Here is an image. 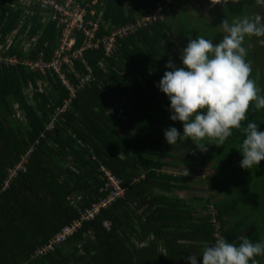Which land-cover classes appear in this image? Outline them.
<instances>
[{
  "label": "trees",
  "instance_id": "obj_1",
  "mask_svg": "<svg viewBox=\"0 0 264 264\" xmlns=\"http://www.w3.org/2000/svg\"><path fill=\"white\" fill-rule=\"evenodd\" d=\"M102 1L100 36L134 23L158 3L164 10L162 19L120 39L103 67L102 49L74 61L78 73L85 76L89 68L94 76L74 99L53 70L26 64L37 62L41 54L51 61L59 47L62 27L52 20L53 13L42 10L38 0L0 4V53L17 60L13 66L0 65V264H186L187 256L215 240L209 206L206 217L194 220L184 203L165 195L178 183L165 166L186 161L175 162L177 147L164 140V130L181 123L169 119V101L156 85L168 70L166 61L181 66L180 50L189 38L200 35L215 43L219 32L195 29L183 21L182 16L191 17L184 12L166 20L172 6L164 0ZM212 1L222 35L225 19L231 23L260 16L264 22V0ZM262 38L246 37L244 46L251 75L259 74L264 94V45L257 43ZM70 71L69 79L77 85ZM70 99V107L62 111ZM247 115L264 131V110L250 105ZM242 139L233 130L224 145L234 152L209 153L200 162L239 164ZM30 149L25 169L11 176L9 171ZM101 167L122 181L125 196L103 207L65 243L39 254L63 227L107 196ZM214 206L225 235L223 214Z\"/></svg>",
  "mask_w": 264,
  "mask_h": 264
},
{
  "label": "clouds",
  "instance_id": "obj_2",
  "mask_svg": "<svg viewBox=\"0 0 264 264\" xmlns=\"http://www.w3.org/2000/svg\"><path fill=\"white\" fill-rule=\"evenodd\" d=\"M220 25L226 34L219 41L214 43L200 35L189 38L180 50L181 66L171 59L166 61L168 70L156 87L169 101V119L180 122L182 132L169 127L163 136L169 145L207 138L219 147L237 130L243 137L239 166L249 170L264 160V131H258L259 124L247 113L250 105L264 110V94L257 83L259 74L251 75L244 41L246 37H264V22L260 16H242L231 23L225 19ZM257 43L264 45V38ZM193 144L202 152L207 150L208 144ZM261 255L264 239L253 241L242 236L236 243L220 236L212 244L205 242L199 254L185 259L186 264H257L255 257Z\"/></svg>",
  "mask_w": 264,
  "mask_h": 264
},
{
  "label": "built area",
  "instance_id": "obj_3",
  "mask_svg": "<svg viewBox=\"0 0 264 264\" xmlns=\"http://www.w3.org/2000/svg\"><path fill=\"white\" fill-rule=\"evenodd\" d=\"M2 2L3 0H0V4ZM38 3L42 10L52 12V20H57L61 25L60 45L55 50L51 61H46L43 54H41L37 62H27L26 64L30 65L33 70H53L68 89L71 99L76 98L78 90L90 84L94 80V76L92 70L88 68V74L85 76L80 75L77 85H75L69 80L67 70H63L65 67H69L72 71L73 62L82 59L85 52L100 49L104 51V58L99 66L103 67L105 60L116 51L120 39L133 36L156 22L158 18L162 19L161 14L164 10L163 4L158 3L155 11L136 18L134 23L117 27L109 34L100 36L104 15L103 11L99 9V6H103L102 0H38ZM14 64H17L14 57H4L0 53V65L13 66ZM71 99L65 101L62 111L70 107ZM54 127L55 123L51 122L48 128L52 130ZM42 138H44V135H42ZM32 152L33 149H30L22 157L19 165L9 171L11 176H15L18 170L25 169ZM101 171L104 173L105 179V186L102 191H106L107 196L91 208L81 212L80 218L63 227L46 247L38 249L39 254L52 250L56 245L65 243L70 236L82 227L84 222L94 220L103 207H107L125 196L127 188L122 186V181L105 167H101ZM208 206L212 224L215 227V239L220 236L224 237L221 223L216 219L217 209L212 203ZM104 225L108 228L110 223L106 222Z\"/></svg>",
  "mask_w": 264,
  "mask_h": 264
},
{
  "label": "crops",
  "instance_id": "obj_4",
  "mask_svg": "<svg viewBox=\"0 0 264 264\" xmlns=\"http://www.w3.org/2000/svg\"><path fill=\"white\" fill-rule=\"evenodd\" d=\"M5 2L3 0L2 3ZM70 72L75 73L78 82L81 74L75 69ZM177 150L173 151L174 156ZM196 159L193 157L183 164L165 166V173L178 177V183L174 182L172 190L165 195L184 203L187 211L190 210L188 216L194 220L206 217V206L212 201L223 214L224 238L228 242L239 243L242 236L253 241L264 239V207L259 206V198L249 196L254 190H249L247 182L240 180L242 170L239 164L199 163L194 162L198 161ZM228 169L233 175L227 174ZM185 170L188 173L186 176ZM255 259L257 264H264V255Z\"/></svg>",
  "mask_w": 264,
  "mask_h": 264
},
{
  "label": "rangeland",
  "instance_id": "obj_5",
  "mask_svg": "<svg viewBox=\"0 0 264 264\" xmlns=\"http://www.w3.org/2000/svg\"><path fill=\"white\" fill-rule=\"evenodd\" d=\"M166 1L167 4H171L172 6L171 13L168 15H165V19L167 20L170 16L174 15V17H177L180 13L184 12L185 14L191 16H182L183 21L186 23L193 25L195 29H198L199 31L206 28L209 30L210 33L216 31L218 33V38L221 39L224 33L223 27V35L216 27V21L215 17L213 15L214 12H216V6L212 0H164ZM179 5L178 8H175L173 5ZM218 11V10H217ZM184 14V15H185ZM183 15V14H182ZM193 23V24H192ZM219 30V31H218ZM203 31V30H202ZM206 31V30H204ZM26 46V45H24ZM177 130L182 132V125L178 124L177 125ZM193 143H202V144H208L206 145V151H200L197 149L196 145ZM225 144V143H224ZM221 145L217 147L214 145V141L210 139H204L199 142H192L190 139L177 142L176 145L174 146L177 147V155H176V160L175 162H181V161H191L193 157H197L194 162H199L202 161L203 159L207 158V155L209 153H215L217 152H226V155L230 152L233 151L231 148H226L225 145ZM188 145L191 146L192 151L188 150ZM196 151V152H195ZM234 152V151H233ZM241 169V167H239ZM241 176L240 180L247 182L248 188H252L254 192L250 194V197H257L260 199V204L259 206L264 207V160H262L257 168L253 166V168L246 170V169H241ZM227 174L233 175V172L228 169ZM251 193V191H249ZM252 201L254 202V199L252 198Z\"/></svg>",
  "mask_w": 264,
  "mask_h": 264
}]
</instances>
